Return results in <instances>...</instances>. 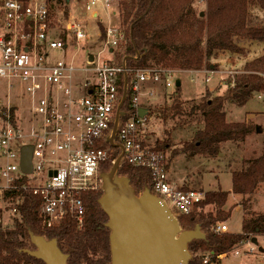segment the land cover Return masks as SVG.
Returning <instances> with one entry per match:
<instances>
[{
	"label": "built area",
	"instance_id": "obj_1",
	"mask_svg": "<svg viewBox=\"0 0 264 264\" xmlns=\"http://www.w3.org/2000/svg\"><path fill=\"white\" fill-rule=\"evenodd\" d=\"M109 2L99 3L107 6ZM96 6V0L85 6L89 21L97 20ZM0 13V231L18 218L15 195L21 192L39 200L43 230L57 228L68 217L81 228L85 210L80 195L102 191V175L110 172L121 154L120 165L149 174L150 193L175 218L189 215L203 194L170 185L166 156L142 145L143 133L149 131L146 114L138 115L154 96L145 86L160 84L170 89L175 85L171 82L174 72L139 70L129 78L131 72L110 66L99 56L92 63L87 59L86 68L76 67L74 58L52 62L50 52L69 45L77 52V44L89 39L87 23L69 17L60 25L56 16L52 22L47 4L37 0H1ZM58 32L65 40L57 38ZM105 36L104 52L116 49L123 40V33L115 29H107ZM125 82L126 98L111 146ZM24 99L29 104L26 110L21 109ZM24 147H32L29 175L20 168ZM115 150L119 151L116 159ZM216 232L227 233L228 228L220 225ZM246 243V254L261 249L258 241L257 246L250 240ZM241 254L240 249L233 253Z\"/></svg>",
	"mask_w": 264,
	"mask_h": 264
},
{
	"label": "trees",
	"instance_id": "obj_2",
	"mask_svg": "<svg viewBox=\"0 0 264 264\" xmlns=\"http://www.w3.org/2000/svg\"><path fill=\"white\" fill-rule=\"evenodd\" d=\"M113 2L111 14L117 29L123 33V40L116 49L109 50L113 59L107 63L131 72L129 78L139 70L212 71L211 62L219 56L225 53L243 55L238 41L264 44V27L250 24V7H258L264 13V0H206L205 11L198 14L192 6L193 0ZM46 4L53 22L56 16L53 7H60L63 0H46ZM53 26L55 28V21ZM2 27L0 13V29ZM57 38L65 40L59 32ZM188 45L192 47L187 48ZM261 52L258 58L245 65L242 74L227 82L226 89L213 98L206 95L184 102L177 96L180 85L167 96L165 105L147 108V120L154 118L163 128L164 137L156 140L155 132H147L142 145L168 155L165 158L167 172L173 160L180 156L193 159L201 155L204 160H214L225 144H243L249 135L258 132L251 123H228L226 111L228 106L244 108L251 100L264 96V49ZM182 129L192 132V138L176 148L172 135ZM118 156L119 151L115 150L113 158ZM117 176L129 181L136 196L145 190L151 191L149 174L144 169L121 164ZM231 184L232 194L242 197L239 206L244 215L239 234L216 232L231 215L223 211L229 194L220 190L200 192L202 202L195 205L189 215L177 217L182 231L199 227L206 233L203 240L188 245L191 256L188 264H205L206 260V264H220L221 256L248 240L264 238V214L254 213L250 201L264 191V148L256 159L242 161L241 169L232 172ZM179 190L194 191L184 187ZM102 194L96 191L80 195L85 210L81 228L68 217L49 231L41 227L39 200L23 192L15 195L18 218L10 220L0 231V264H44L22 252L36 250L30 244V234L56 241L60 252L67 256V264H111L108 219L98 204Z\"/></svg>",
	"mask_w": 264,
	"mask_h": 264
},
{
	"label": "rangeland",
	"instance_id": "obj_3",
	"mask_svg": "<svg viewBox=\"0 0 264 264\" xmlns=\"http://www.w3.org/2000/svg\"><path fill=\"white\" fill-rule=\"evenodd\" d=\"M37 1L46 3V0ZM90 1L91 0H69L66 2L63 0V4L60 7H53L54 14H56V18L59 20L60 25H63L64 20L69 17L80 19L87 23V35L89 39L77 44V52L73 50L71 45H69L66 50L50 52L49 59L52 62H57L61 59L69 61L71 58H74V64L79 68H86L85 63L89 56H92L94 60L99 56L103 61L112 62L113 56H110L109 51L104 52V46L108 40L105 35L102 36L101 31H103L104 34L109 28L121 31L117 29V23L111 14L115 4L113 0H110L107 6H102L99 3L100 0H96L97 6L94 10L97 12V20L89 21V14L85 12V6L89 4ZM205 2L206 0H193L192 6L197 14L205 11ZM93 18H95V16H93ZM250 24L252 27H264V13L258 7H250ZM98 31L101 32L100 37L95 36V33ZM238 45L243 48V55L225 53L219 56V58L211 62L212 71L202 70L193 73H182L176 70H168L174 72L171 77L172 84L179 82L181 85L180 90L177 91V96L182 101L189 102L198 100L201 96L209 95L210 98H213L221 94L226 89L227 82H232L235 76L242 74L245 65L251 62L249 60L260 56L262 53L261 51L264 49V44L253 42L238 41ZM190 47H192V45H188L187 48ZM207 80L208 82H206ZM174 87L175 85L170 89H165L160 84L146 85L145 88L152 92L154 96L147 104L142 105L146 109L145 111L147 112L149 110L147 108L150 107L154 108L165 105L168 100L167 96L175 92ZM143 101L145 102L146 100L143 99ZM27 104L28 100L24 99V106H22L21 109L26 110L29 107V104ZM2 109L4 108L2 107L1 110ZM226 112V120L228 123H251L252 127H257L256 129L258 132L249 135L243 144H225L221 148L219 157L214 160H204L201 155L193 159L180 156L173 160L168 175L170 185L174 188L179 189L184 187L197 192H213L220 190L228 193V202L223 211L230 212L231 215L224 225L228 228V233L239 234L244 215L242 208L239 206L242 197L232 194L231 176L232 172L241 169L242 161L256 159L260 156L264 148V96L251 100L244 108L228 106ZM147 128L149 132H155L153 136L156 140L163 139V128L160 127L154 118L149 119V121L147 120ZM258 128H260V130ZM148 133L144 132L143 136H146ZM172 138L175 147L179 148V146L191 140L192 132L186 129L176 130ZM116 177L120 178L117 174ZM141 195L139 194L137 197ZM250 201L254 213L264 214V191L253 196ZM9 223L10 222H7L6 226H8ZM199 232L201 236H204V239L206 234L205 231L199 228ZM257 241L259 243L258 246L264 251V238L259 237ZM246 245L247 243H244L223 256L220 264H263L264 255H261L259 251L250 255L246 254L243 251ZM239 249L242 251V254L239 257H235L233 253Z\"/></svg>",
	"mask_w": 264,
	"mask_h": 264
},
{
	"label": "water",
	"instance_id": "obj_4",
	"mask_svg": "<svg viewBox=\"0 0 264 264\" xmlns=\"http://www.w3.org/2000/svg\"><path fill=\"white\" fill-rule=\"evenodd\" d=\"M88 61L92 63L94 58L91 56ZM179 86L180 83L176 82L175 87ZM125 98L126 82L117 109L111 146H114L113 138ZM145 114V110H138L140 118ZM31 154L32 147L21 149L20 168L25 175L31 174ZM121 159L122 154L110 172L102 175L103 194L98 202L108 219L106 228L110 230L111 264H188L191 260L188 245L204 237L199 227L194 231H182L167 206L149 190H145L139 197L135 196L129 181L116 177ZM250 241L257 246L256 239ZM30 244L36 250L22 252L31 258L44 264H67V256L60 252L56 241H46L30 234ZM259 253H262L261 249Z\"/></svg>",
	"mask_w": 264,
	"mask_h": 264
},
{
	"label": "crops",
	"instance_id": "obj_5",
	"mask_svg": "<svg viewBox=\"0 0 264 264\" xmlns=\"http://www.w3.org/2000/svg\"><path fill=\"white\" fill-rule=\"evenodd\" d=\"M259 56H257V57H254V58H252L251 60H249V61H253V60H255L256 58H258ZM169 176V175H168Z\"/></svg>",
	"mask_w": 264,
	"mask_h": 264
},
{
	"label": "bare ground",
	"instance_id": "obj_6",
	"mask_svg": "<svg viewBox=\"0 0 264 264\" xmlns=\"http://www.w3.org/2000/svg\"><path fill=\"white\" fill-rule=\"evenodd\" d=\"M175 218V217H174ZM177 220V218H175Z\"/></svg>",
	"mask_w": 264,
	"mask_h": 264
}]
</instances>
